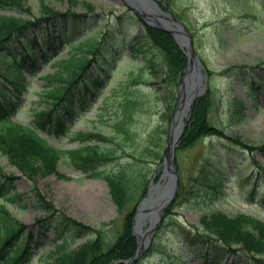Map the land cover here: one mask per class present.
Listing matches in <instances>:
<instances>
[{"label":"rangeland","instance_id":"obj_1","mask_svg":"<svg viewBox=\"0 0 264 264\" xmlns=\"http://www.w3.org/2000/svg\"><path fill=\"white\" fill-rule=\"evenodd\" d=\"M40 1L42 0H20L22 9L1 8L0 16L37 15ZM43 1L61 13L72 9L74 13L84 15L87 4L96 15L98 14L97 17L87 15L82 22L77 21L75 24L68 22L62 24L61 35L65 39L73 40V43L77 39H86L110 25L116 26L115 17L130 10L125 0H73L77 3L76 6L69 5L67 0ZM210 1L174 0L171 8L172 11L185 14L196 29L194 49L199 57L216 67L238 65L249 67L264 63V29L258 32L242 31L237 39L226 32L221 46L219 41L213 38V26L223 17L218 14V7H215L214 12ZM131 28V23L122 26L116 38L119 40L122 37L121 33H124V42L128 43L131 38L140 36L141 31H131ZM104 31L98 35L99 38L104 36ZM24 46L37 54L40 48H43L45 54L49 55L46 61H42L41 58L37 60L33 73L27 71L24 73L27 91L22 92L20 103L11 118L16 123L27 125L34 118L35 110L38 112L51 107L49 104L48 106L39 104L37 98L43 91L42 86L46 84L45 77L53 75L59 68L57 61L67 59L68 47L59 44L54 48L47 44ZM24 46L16 44V49L10 57L22 51ZM123 53L124 58L107 72L109 79L97 89L95 95L85 93L84 99L80 98L77 103L74 100L72 106L75 111L72 116L61 115L65 131L59 134L54 128L46 126L41 135L49 145L60 151H76L85 145H99L102 149L115 148L113 160L97 163L96 170L115 171L126 163L134 170H142V173L146 174V179L150 180L154 173L157 175L162 173L163 157L167 149L168 122L174 110L173 108L171 111L169 103L165 104L164 101L171 99L172 88L165 86L160 72L149 74L143 69L141 73L143 63L130 64L127 48H124ZM202 65L205 70L203 63ZM139 73L143 74L141 81L145 82L133 83L132 80ZM229 77L230 75H222L217 71L211 79L215 104L210 112V119L222 128L227 139L212 136L199 140L189 149L176 151L174 158L181 182L180 193L170 207L163 210L154 234L146 237L145 242H149V245L136 264H201V262L236 264L234 262L236 258L243 263L248 262L237 251L224 249L215 241L198 236L191 239L190 236L194 233L192 231H195L194 227H198L201 233L204 232L200 227V218L203 214L214 211H220L227 216L247 214L264 222V179L249 188L252 174L256 171L253 170L255 165L252 158L246 151L228 140L241 138L250 145H259L263 142L264 88H249L246 84H238ZM206 82L204 91L210 83L208 76ZM174 89L176 92V86ZM166 90H169L168 96L163 95ZM126 99L135 102L128 112H124L123 109ZM175 102H171L173 107ZM235 102L243 106L241 109L243 117L238 121L229 120V112ZM124 113L129 117L127 126L130 138H124L112 128L113 123L118 117H123ZM162 113L167 115L166 119H162ZM92 132H99L107 138L113 137L114 141L107 143L98 140L89 142L79 140V135ZM152 133L155 142L161 137L157 145L161 160L147 158L145 162H141L136 157L139 158L142 149L149 144L147 136ZM127 154H130L131 158ZM256 162L264 169V158L260 154H257ZM0 165L5 176L2 177V180L6 181L5 189L10 190L7 194L5 192L0 194V201L5 202L4 208L8 211L9 217L22 230L17 242H23L28 246L30 251L28 260L32 264H41L46 255L53 251L54 244L60 241L69 249L76 250L86 238L92 236L89 233L81 234L74 226L66 224L65 216L83 226L100 229L105 245L114 242L124 215L116 212L110 200L107 184L93 174L95 169L84 170L69 156L61 155L56 169L57 174L39 177L33 182L9 164L5 157H1ZM212 175H217L222 180L218 190L211 187L214 181ZM160 184L162 185V182ZM35 190L55 206L56 212L53 215L46 213L39 205ZM9 194H12L10 200L6 196ZM136 200L135 196L126 212L136 204ZM139 203L136 208L139 207Z\"/></svg>","mask_w":264,"mask_h":264},{"label":"trees","instance_id":"obj_2","mask_svg":"<svg viewBox=\"0 0 264 264\" xmlns=\"http://www.w3.org/2000/svg\"><path fill=\"white\" fill-rule=\"evenodd\" d=\"M163 1L169 8H172L174 0H160V7H162L161 2ZM67 2L71 6L77 4L73 0H67ZM39 4L37 15L0 16V159L5 157L9 164L16 167L22 175L33 182H36L39 177L57 174L56 169L61 155L69 156L84 170H94L97 163L113 160L115 148L104 147L102 149L99 145H85L76 151H60L49 145L39 131L45 126H50L57 133L64 132V121L61 115L65 114L69 117L73 115L75 108L72 106V102L74 99L77 103L85 93L95 95L97 89L109 79L107 72L114 67L115 63L124 58V48H127L130 55L128 61L130 64L133 62L143 63L140 69L141 73L145 69L149 74L155 72L162 74L165 86L172 88L171 99L164 101L165 104L169 103L171 111L174 108L171 102L176 100L174 91L177 85L176 81L182 76V71L187 64L185 54L180 51L176 41L169 34L150 28L130 10L115 17L117 27L110 25L86 39H77L73 43V40L65 39L61 35L62 24L67 22L75 24L77 21L82 22L87 15L97 17L98 14L96 15L87 4L84 15L74 13L72 9L61 13L49 7L43 0ZM210 5L214 12L215 7H218L217 12L223 17L217 20L213 26V38L219 41L221 46L226 32L237 39L242 31L258 32L264 29V0H211ZM228 6L230 7L228 8ZM6 7L22 9V4L20 0H0V9ZM173 13L191 31L195 47L197 32L191 25L190 19L185 14L182 15L176 11ZM130 23L132 24L131 31H141L140 36L131 38L128 43H125V34L121 33L122 37L118 40L116 35L120 34V28ZM102 31H104V36L99 38L98 35ZM16 44L20 46L47 44L52 48L59 44L68 47L67 59L57 61L56 64L59 68L53 75L45 77L46 84L42 86L43 91L37 98L39 104L44 106L49 104L51 107L38 112L35 110L34 118L28 125L14 122L11 115L20 103L19 98L22 92L27 91L28 85L24 73L26 71L30 74L33 73L37 60L41 58L42 61H46L49 56L45 55L43 48H40L42 54L37 56L31 48L24 46L22 51L14 53L10 57V54L16 49ZM137 59L139 61H136ZM201 60L208 73L210 83L207 93L195 102L179 149H189L199 140L209 136L227 139L222 128L210 119V112L215 104L211 81L215 72L230 75L229 78L236 80L238 84L244 83L249 88H264V63L249 67L240 65L216 67L207 60L202 58ZM141 73L132 80L133 83L145 82L141 81L143 77ZM168 93L169 90H166L163 95L168 96ZM134 104V101L126 99L124 112H128L130 106ZM242 108L241 103H233L229 112V120H240L243 117ZM125 114L123 117H118L112 128H115L124 138H128L130 135L127 126L129 117L128 114ZM161 115L162 119L167 118L165 113ZM163 134L165 135L164 132ZM78 137L83 142L98 140L111 143L114 141L113 137L107 138L99 132L81 134ZM147 137L149 144L142 149L139 158L136 157V159L141 162H145L147 158H154V161L161 160L157 148L161 137L156 142L153 133ZM228 140L251 156L256 171L252 174L251 184L247 185L249 188L254 187L257 181L264 179V169L256 162L257 154L264 158V139L259 145L247 144L241 138L236 137ZM127 155L131 158L130 154ZM93 172L95 176L102 178L107 183L111 203H113L116 212L124 215L122 226L116 233L114 242L105 245L100 229L83 226L65 216L66 224L74 226L81 234L89 233L92 236L86 238L81 245L77 246L76 250L69 249L61 241L54 244L53 251L46 255L41 264H120L134 256L137 245L132 234V219L136 206L147 194L150 180L146 179V174L142 173V170H134L126 163L120 165L115 171L95 169ZM212 176L214 181L211 187L218 190V187L222 185V180L217 175ZM2 177L5 178L2 165H0V194L3 192L7 194L10 190L5 189L6 181L2 180ZM157 178L154 179L155 182L158 181ZM11 195H6L7 199L10 200ZM35 196L46 213L53 215L56 212L55 206H52L37 190H35ZM133 196L137 197L136 204L126 212L127 207L134 199ZM4 204V201H0V264H32L28 260L30 255L28 246L23 242H17L22 230L9 217ZM200 227L204 232L201 233L198 227H194L195 231H192L194 233L189 234L191 239L194 238L193 236L204 237L222 245L224 249L237 251L246 258L248 264H264V222L260 219L247 214L227 216L220 211H214L201 216ZM234 262L247 264L238 258ZM201 264L204 263L201 262Z\"/></svg>","mask_w":264,"mask_h":264},{"label":"water","instance_id":"obj_3","mask_svg":"<svg viewBox=\"0 0 264 264\" xmlns=\"http://www.w3.org/2000/svg\"><path fill=\"white\" fill-rule=\"evenodd\" d=\"M127 6L146 21L148 26L160 31H165L176 40L179 48L185 51L187 66L184 69L181 78V84L177 87L178 98L176 107L168 124L167 132V151L163 162V175L160 181L167 178L162 191L156 198H153L154 192L159 188V183L153 185V178L150 182L147 196L141 201L140 208L132 221L133 234L137 239L138 248L129 261L123 264H136L146 250L147 245L144 243L145 236H152L155 226L159 224L163 210L168 208L176 198L179 192V183L177 169L175 168V152L181 142L182 134L187 127V121L191 116L194 102L201 97L206 85V74L203 71L202 61L199 59L195 50H193V40L186 29L184 23L177 19L173 13L165 6V10L160 9L157 0H125ZM150 204V205H149ZM149 208L147 209V206ZM157 214L155 224L150 223L146 230L145 219Z\"/></svg>","mask_w":264,"mask_h":264},{"label":"bare ground","instance_id":"obj_4","mask_svg":"<svg viewBox=\"0 0 264 264\" xmlns=\"http://www.w3.org/2000/svg\"><path fill=\"white\" fill-rule=\"evenodd\" d=\"M163 186H164V184H163V185H161L159 189H162V188H163ZM147 208H148V207H147ZM156 216H157V214L153 215V217H152V218H150V216H149V217H147V219H146V220H148V221L150 220V223H152V225H154V224H155V220H156Z\"/></svg>","mask_w":264,"mask_h":264}]
</instances>
